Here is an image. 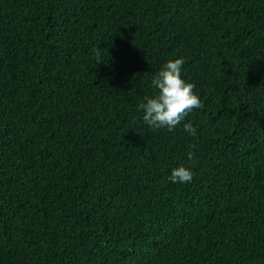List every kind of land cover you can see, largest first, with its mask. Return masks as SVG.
Listing matches in <instances>:
<instances>
[{
	"label": "trees",
	"instance_id": "obj_1",
	"mask_svg": "<svg viewBox=\"0 0 264 264\" xmlns=\"http://www.w3.org/2000/svg\"><path fill=\"white\" fill-rule=\"evenodd\" d=\"M0 264H264V0H0Z\"/></svg>",
	"mask_w": 264,
	"mask_h": 264
},
{
	"label": "clouds",
	"instance_id": "obj_2",
	"mask_svg": "<svg viewBox=\"0 0 264 264\" xmlns=\"http://www.w3.org/2000/svg\"><path fill=\"white\" fill-rule=\"evenodd\" d=\"M182 57L168 60L152 77L151 84L157 90L152 97L146 96L145 103H141L137 111H143V122L153 129H175L194 109L203 107L201 100L193 92L195 85L181 78ZM183 129L191 136H196V129L191 122L184 123ZM188 159L194 153L188 152ZM193 173L183 165L173 168L168 180L172 183H189Z\"/></svg>",
	"mask_w": 264,
	"mask_h": 264
}]
</instances>
